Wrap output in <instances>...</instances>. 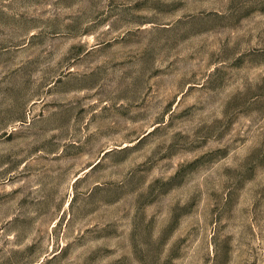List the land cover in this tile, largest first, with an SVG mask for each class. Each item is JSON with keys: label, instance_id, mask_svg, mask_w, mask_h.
Returning <instances> with one entry per match:
<instances>
[{"label": "rangeland", "instance_id": "obj_1", "mask_svg": "<svg viewBox=\"0 0 264 264\" xmlns=\"http://www.w3.org/2000/svg\"><path fill=\"white\" fill-rule=\"evenodd\" d=\"M0 264H264V0H0Z\"/></svg>", "mask_w": 264, "mask_h": 264}]
</instances>
